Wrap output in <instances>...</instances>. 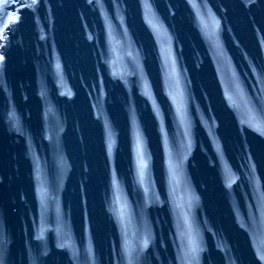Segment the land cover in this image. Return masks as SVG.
Wrapping results in <instances>:
<instances>
[{
  "label": "water",
  "instance_id": "water-1",
  "mask_svg": "<svg viewBox=\"0 0 264 264\" xmlns=\"http://www.w3.org/2000/svg\"><path fill=\"white\" fill-rule=\"evenodd\" d=\"M0 264H264V0H0Z\"/></svg>",
  "mask_w": 264,
  "mask_h": 264
},
{
  "label": "snow or ice",
  "instance_id": "snow-or-ice-1",
  "mask_svg": "<svg viewBox=\"0 0 264 264\" xmlns=\"http://www.w3.org/2000/svg\"><path fill=\"white\" fill-rule=\"evenodd\" d=\"M33 2L35 3L36 2V0H33ZM3 59V57H0V60H2Z\"/></svg>",
  "mask_w": 264,
  "mask_h": 264
}]
</instances>
